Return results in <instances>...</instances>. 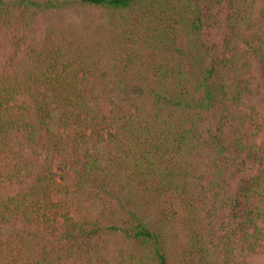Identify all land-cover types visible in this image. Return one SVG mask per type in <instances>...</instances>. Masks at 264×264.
<instances>
[{
	"label": "trees",
	"instance_id": "1",
	"mask_svg": "<svg viewBox=\"0 0 264 264\" xmlns=\"http://www.w3.org/2000/svg\"><path fill=\"white\" fill-rule=\"evenodd\" d=\"M262 255L264 0H0V264Z\"/></svg>",
	"mask_w": 264,
	"mask_h": 264
},
{
	"label": "rangeland",
	"instance_id": "2",
	"mask_svg": "<svg viewBox=\"0 0 264 264\" xmlns=\"http://www.w3.org/2000/svg\"><path fill=\"white\" fill-rule=\"evenodd\" d=\"M75 19H76V18H72V17H69V16L66 17V21H67V22H75V21H76ZM76 22H77V21H76ZM78 23H79V21H78ZM55 169H56V172H57V175H58V179L61 181V179H62V178H61L62 171H61V169H60L58 163H55ZM255 258H257L255 264H263L264 255H262V256H260V257H255ZM249 260H250V259H249ZM248 264H249V263H248Z\"/></svg>",
	"mask_w": 264,
	"mask_h": 264
}]
</instances>
